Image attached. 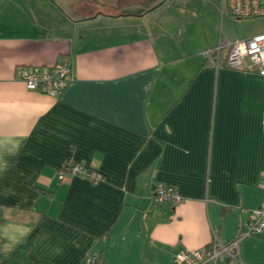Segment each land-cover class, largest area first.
I'll return each mask as SVG.
<instances>
[{
    "label": "crops",
    "instance_id": "0c3cea01",
    "mask_svg": "<svg viewBox=\"0 0 264 264\" xmlns=\"http://www.w3.org/2000/svg\"><path fill=\"white\" fill-rule=\"evenodd\" d=\"M221 3L216 29L177 0L121 15L0 0V264H176L214 236L237 247L200 264H264V232L244 234L264 199V76L203 54L264 28ZM63 59L56 97L18 78ZM68 158L104 179L59 181ZM157 181L183 200L157 202Z\"/></svg>",
    "mask_w": 264,
    "mask_h": 264
},
{
    "label": "built area",
    "instance_id": "2783aa9c",
    "mask_svg": "<svg viewBox=\"0 0 264 264\" xmlns=\"http://www.w3.org/2000/svg\"><path fill=\"white\" fill-rule=\"evenodd\" d=\"M227 12L237 19L256 18L264 16V0H223ZM225 52V53H224ZM203 54L213 62L224 56L227 66L253 70L264 76V32L245 39H219L213 47L204 50ZM71 63L63 59L48 66L29 65L18 67V78L25 88L56 97L64 86L71 80ZM70 175H79L90 182H99L104 174L77 160H64L57 171L59 181ZM153 197L157 202L180 203L183 197L169 183L157 181L153 184ZM264 232V199L259 207L254 209L246 224L244 234L258 235ZM238 239L226 244L216 236L212 238L208 247L201 246L194 249L178 251L174 260L176 264H200L215 258L221 252L229 253V247H237ZM99 255H90V264L99 263Z\"/></svg>",
    "mask_w": 264,
    "mask_h": 264
},
{
    "label": "rangeland",
    "instance_id": "374dc122",
    "mask_svg": "<svg viewBox=\"0 0 264 264\" xmlns=\"http://www.w3.org/2000/svg\"><path fill=\"white\" fill-rule=\"evenodd\" d=\"M165 0H161V3ZM181 5L185 6H195L196 9L200 11H207V14L209 15V21L211 22L213 27L217 29L220 25L221 21V9H222V3L221 0H177ZM217 3H219V7L217 6ZM140 6H134L131 10H138ZM225 10V7H224ZM225 17H229L231 20H233L234 23H232L235 27L240 28L241 30L248 31L251 28H253L255 25L262 26L264 28V16L251 18V19H240L237 20V18H233L230 14H224ZM212 19H211V18Z\"/></svg>",
    "mask_w": 264,
    "mask_h": 264
},
{
    "label": "trees",
    "instance_id": "16d2710c",
    "mask_svg": "<svg viewBox=\"0 0 264 264\" xmlns=\"http://www.w3.org/2000/svg\"><path fill=\"white\" fill-rule=\"evenodd\" d=\"M80 3L81 8L85 5L87 12L96 14L121 15L132 11V7L140 6L138 10H150L158 5L161 0H74ZM86 12V13H87Z\"/></svg>",
    "mask_w": 264,
    "mask_h": 264
}]
</instances>
